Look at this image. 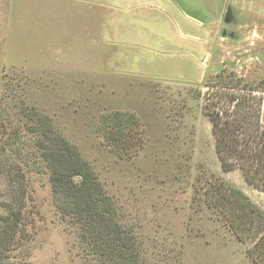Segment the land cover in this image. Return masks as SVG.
Masks as SVG:
<instances>
[{"label": "rangeland", "instance_id": "1", "mask_svg": "<svg viewBox=\"0 0 264 264\" xmlns=\"http://www.w3.org/2000/svg\"><path fill=\"white\" fill-rule=\"evenodd\" d=\"M262 80L264 0H0V125L47 116L48 134L76 146L151 264H256L253 241L201 186L219 177L264 211V192L239 168L221 170L208 116L222 92ZM34 139L22 136L21 151ZM40 166H28L14 264H84Z\"/></svg>", "mask_w": 264, "mask_h": 264}, {"label": "trees", "instance_id": "2", "mask_svg": "<svg viewBox=\"0 0 264 264\" xmlns=\"http://www.w3.org/2000/svg\"><path fill=\"white\" fill-rule=\"evenodd\" d=\"M221 96V106L208 104L220 168H239L247 183L264 192V81L242 84ZM36 114L34 121H16L11 131L6 124L0 125V178L4 182L0 190V264L15 262L13 252L27 225L28 166L38 164L49 170L54 204L75 227L84 264H151L143 241L132 225L122 221V212L90 164L58 132L50 136L49 118ZM113 122L108 133L118 145L124 131L119 122ZM22 136L35 138L24 151L20 148ZM212 179L201 186L207 203L218 209L240 240L253 241L248 253L256 264H264V211L239 189L219 177Z\"/></svg>", "mask_w": 264, "mask_h": 264}]
</instances>
